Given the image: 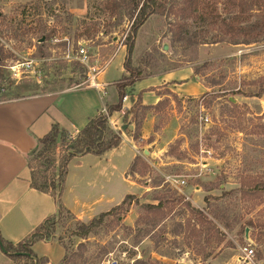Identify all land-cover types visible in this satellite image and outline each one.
Listing matches in <instances>:
<instances>
[{
  "label": "rangeland",
  "instance_id": "1",
  "mask_svg": "<svg viewBox=\"0 0 264 264\" xmlns=\"http://www.w3.org/2000/svg\"><path fill=\"white\" fill-rule=\"evenodd\" d=\"M7 1L0 0V102L88 86L89 67L102 72L108 48L114 52L124 45L133 23L119 0ZM166 2L167 12L151 16L138 31L131 67L143 76L191 67L208 91L177 97L168 84L158 92L157 107L131 104L137 118L125 115L123 121L136 124L130 132L134 141L139 143L146 116L154 117L156 134L140 143L124 175L135 200L113 207L87 237L79 236L80 226L92 219L77 220L60 208L42 234L64 246L61 264H264V36L245 45L244 35L232 39L223 25L245 7L244 18L250 19L238 26L264 23V0H235L234 7L227 0ZM79 48L86 50L88 65L75 59ZM119 61L114 57L106 71L110 85ZM23 64L27 71L15 78L11 68ZM75 138H58L53 164L41 159L39 145L30 167L56 175ZM63 182L51 192L54 198ZM245 247L254 258L244 263L240 250ZM0 264H9L1 252Z\"/></svg>",
  "mask_w": 264,
  "mask_h": 264
},
{
  "label": "crops",
  "instance_id": "2",
  "mask_svg": "<svg viewBox=\"0 0 264 264\" xmlns=\"http://www.w3.org/2000/svg\"><path fill=\"white\" fill-rule=\"evenodd\" d=\"M16 1L19 0L7 2ZM108 49L106 67L97 76V83L106 85L102 90L83 87L0 102V236L6 242L14 245L25 242L48 219L57 218L60 208L77 220L85 217L90 221L133 194L134 186L126 183L124 175L136 159L140 143L156 135L153 116L144 117L136 143L130 135L136 124L131 120L126 132L119 133L126 123L119 112L112 113L108 118L109 130L120 136L119 146L99 156L86 154L72 158L66 168L63 191L57 198L33 189L30 184L29 159L54 125L68 136L76 137L89 120L105 113L107 106L117 104L116 84L126 74L123 69L126 53L122 44L114 52ZM114 57L120 58L118 77L110 85L106 71ZM168 84L177 97H195L208 91L192 68L184 67L141 77L126 87V97L131 93L133 102L128 101L131 96L127 97L124 106L130 109L140 98L142 107H156L162 100L158 94L160 88ZM110 86L113 91L109 90ZM31 249L45 264H61L66 255L64 246L51 238L36 241Z\"/></svg>",
  "mask_w": 264,
  "mask_h": 264
},
{
  "label": "trees",
  "instance_id": "3",
  "mask_svg": "<svg viewBox=\"0 0 264 264\" xmlns=\"http://www.w3.org/2000/svg\"><path fill=\"white\" fill-rule=\"evenodd\" d=\"M87 1L89 2V0ZM119 1H124V3L127 4V11L129 16L131 18L133 17V23L131 25L129 33L125 38V43H124L126 55L123 63V69L128 74V76L123 77V80H125L124 83L119 82L116 84L118 102L113 106H107L105 114L99 113L94 118L89 120L86 126L77 134L75 140H73L70 146L66 148V157L59 165L56 175L49 176L46 174V172H34V169L30 167L31 187L41 193H45L53 196L51 192H53L55 188H57L60 184H62L63 179L66 175L67 165L72 158L86 154H92L98 156L102 155L118 147L121 141L119 135L114 134L110 132V130H108L107 122H108V118L111 117L112 113L119 112L121 110L122 99L126 96V92H125L126 87L133 85L135 81L143 77L142 72L140 70H133L131 67V57L134 51L136 35L140 30V28L146 23V21L151 16H158V15H162L164 12H167L168 4L166 2L167 0H119ZM227 1L231 3L229 4L231 7L237 5V3L235 4V0H227ZM87 7H89V4ZM105 9L111 10L109 6H106ZM247 9L248 8L246 7L243 8L242 12L238 14L242 18H240V16H234L230 19H225L223 20V25L225 29L224 30L225 34H228L230 37H232V39H236V37H239L240 35H244L247 41L245 45H250L256 43V41L260 37L264 36V23H254L244 28L238 26L237 24L241 20L248 21L250 19V16L244 18L245 11H247ZM249 11H251V8H249ZM89 17L91 16L89 9L87 8L85 18L89 19ZM137 102L140 104V98L137 99ZM140 107L142 106L140 105ZM142 109H148V107H142ZM125 115L126 116L132 115L133 118H137V115L134 114L133 109L130 111L129 110L125 111L124 116ZM127 120L128 118H126L125 123L127 122ZM63 135L66 136L67 135L66 132L60 130L57 125H54L51 131L39 141L40 145H42L39 154V156L41 155V159H44L49 164L54 163V159L52 158V155L54 153L56 142L58 138ZM55 177H57V186H55L54 183ZM258 187L259 186L255 184L254 187L251 188V190H253V192H255V190L258 191L257 190ZM128 200H135V198L134 196L128 195L116 207H121L126 205ZM143 207L157 209L159 207V204L154 207L153 206H143ZM113 209L114 208H112L108 212L100 213L97 218H93L88 224H82L80 226L79 236L87 237L95 229L99 228L103 224L105 219L111 216V214L113 213ZM192 210L197 214H200L199 211L195 209ZM50 220L52 219H48L44 224L39 226L31 234L28 240L17 244L15 248L13 247L14 244L10 242H6L0 236V246L3 247L5 254L8 256V258L12 262H16V263L25 261L29 263L38 264L39 262H41L42 259L38 258L35 255V253L31 249V246L36 241H44L50 239L49 235L42 234V231H45V226L48 224Z\"/></svg>",
  "mask_w": 264,
  "mask_h": 264
},
{
  "label": "built area",
  "instance_id": "4",
  "mask_svg": "<svg viewBox=\"0 0 264 264\" xmlns=\"http://www.w3.org/2000/svg\"><path fill=\"white\" fill-rule=\"evenodd\" d=\"M0 42H1V39H0ZM80 64L82 65H88L89 63V58L87 56V52L84 48H79L77 51H76V58H75ZM30 64L28 63V66ZM23 67H25V64H23V66L21 65H17L13 68H11V70L15 71V78H18L19 76V73H21V75L26 72L27 70H25ZM106 67V66H105ZM104 67V68H105ZM90 69V72L92 73V77L91 75L89 76L90 79H89V85L86 86L88 88H93L95 90H99V89H104V87L106 85L104 84H99L97 83V76L100 74V71L97 70V69H93L91 67H89ZM127 100V97L125 96L123 99H122V107H121V110L119 111V114L123 117L124 116V113L125 111L129 110L128 108H126L124 106V102ZM205 123L208 122V119L205 118L204 119ZM121 131V130H119ZM173 183L175 186H182L185 184V181H174V182H171ZM241 257H240V260L243 261L244 263L246 261H251L253 258H254V251L250 248H242L241 250Z\"/></svg>",
  "mask_w": 264,
  "mask_h": 264
},
{
  "label": "water",
  "instance_id": "5",
  "mask_svg": "<svg viewBox=\"0 0 264 264\" xmlns=\"http://www.w3.org/2000/svg\"><path fill=\"white\" fill-rule=\"evenodd\" d=\"M42 41H43V40H40V42H42ZM130 122H131V119H129L128 122L122 126L121 131H122L123 133L126 132V128H127L128 125L130 124ZM145 153L148 154V152H145ZM0 250H1L2 253L5 254V251H4V249H3L2 246H0Z\"/></svg>",
  "mask_w": 264,
  "mask_h": 264
}]
</instances>
